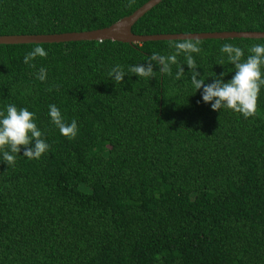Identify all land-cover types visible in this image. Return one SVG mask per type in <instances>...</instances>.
Returning a JSON list of instances; mask_svg holds the SVG:
<instances>
[{
  "label": "trees",
  "instance_id": "1",
  "mask_svg": "<svg viewBox=\"0 0 264 264\" xmlns=\"http://www.w3.org/2000/svg\"><path fill=\"white\" fill-rule=\"evenodd\" d=\"M147 1L0 0V35L94 30ZM132 30L264 31V0H162ZM181 40L0 44V109L34 112L50 145L39 159L0 163V264H264V88L244 118L194 94L183 53L179 80L175 65L165 75L154 67L151 79L108 76ZM191 40L206 83L231 79L222 44L246 57L264 43ZM37 45L47 56L29 67L23 56ZM49 104L77 121L74 138L50 122Z\"/></svg>",
  "mask_w": 264,
  "mask_h": 264
},
{
  "label": "clouds",
  "instance_id": "2",
  "mask_svg": "<svg viewBox=\"0 0 264 264\" xmlns=\"http://www.w3.org/2000/svg\"><path fill=\"white\" fill-rule=\"evenodd\" d=\"M171 48L173 50L168 55L153 51L147 60L130 65L127 72L120 65H115L109 70L108 76L114 84L124 82V77L129 72L139 79H151L157 71L162 75L171 74V68L175 65L174 79L179 80L185 72L178 63L177 57L183 53V65H187L191 73L190 86L195 90L194 94L200 91L201 100L209 104L213 111L228 109L240 113L244 118L255 114L258 95L261 88H264V43L253 44L247 50L249 54L246 57L244 50L239 46L222 44L219 51L233 66L231 71L233 74L226 82L224 73L219 76H209L212 78L211 83H206L203 75L197 71L198 67L192 55L201 52L198 41L184 39L176 42ZM46 56L47 51L37 45L23 56V63L33 67V61L37 57ZM154 67L158 70L154 71ZM35 79L40 82L46 81L47 70L41 67L35 73ZM48 116L62 136L67 138L76 136L77 121L73 119L70 123H66L56 105H48ZM49 148V143L37 127L34 112L26 107L18 108L13 103L6 104L0 109V163L12 167L15 165L17 155L29 160L39 159Z\"/></svg>",
  "mask_w": 264,
  "mask_h": 264
},
{
  "label": "water",
  "instance_id": "3",
  "mask_svg": "<svg viewBox=\"0 0 264 264\" xmlns=\"http://www.w3.org/2000/svg\"><path fill=\"white\" fill-rule=\"evenodd\" d=\"M162 0H148L131 14L122 17L109 26L94 30L72 31L52 34H8L0 35V44H25V43H53L82 40H114L126 43H136L157 40L178 39H207V38H264V31H214L194 33H161V34H136L133 25L145 13L151 10Z\"/></svg>",
  "mask_w": 264,
  "mask_h": 264
}]
</instances>
